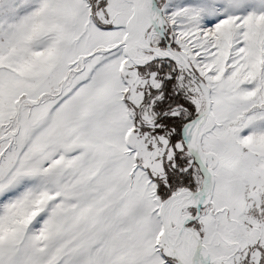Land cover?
Wrapping results in <instances>:
<instances>
[{
    "label": "snow or ice",
    "instance_id": "6c2138e0",
    "mask_svg": "<svg viewBox=\"0 0 264 264\" xmlns=\"http://www.w3.org/2000/svg\"><path fill=\"white\" fill-rule=\"evenodd\" d=\"M0 264H264V0H0Z\"/></svg>",
    "mask_w": 264,
    "mask_h": 264
}]
</instances>
